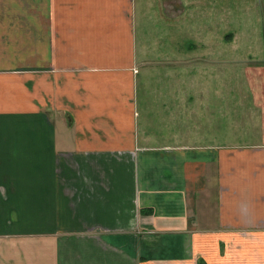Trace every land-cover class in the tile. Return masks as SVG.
Returning a JSON list of instances; mask_svg holds the SVG:
<instances>
[{
  "label": "crops",
  "instance_id": "0c3cea01",
  "mask_svg": "<svg viewBox=\"0 0 264 264\" xmlns=\"http://www.w3.org/2000/svg\"><path fill=\"white\" fill-rule=\"evenodd\" d=\"M156 1L0 0V264H264V67Z\"/></svg>",
  "mask_w": 264,
  "mask_h": 264
},
{
  "label": "rangeland",
  "instance_id": "374dc122",
  "mask_svg": "<svg viewBox=\"0 0 264 264\" xmlns=\"http://www.w3.org/2000/svg\"><path fill=\"white\" fill-rule=\"evenodd\" d=\"M163 6L164 0H157ZM176 0H168V9L177 10ZM198 15H193L198 28L183 27V37L207 39L213 44L216 55H229L232 60H242V66L250 65L264 67V0H198ZM171 13H168L170 16ZM178 14V13H177ZM172 17L171 20H173ZM196 21L191 23L197 26ZM178 27V26H177ZM185 42V40H184ZM257 59V60H254ZM260 60V61H259ZM233 69L240 65L232 62ZM238 91V90H237ZM232 99L231 105H252V96L248 93L247 99L238 101ZM214 105H228L224 97H216Z\"/></svg>",
  "mask_w": 264,
  "mask_h": 264
}]
</instances>
